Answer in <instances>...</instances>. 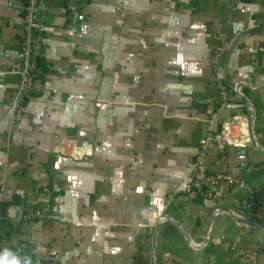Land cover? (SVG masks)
Segmentation results:
<instances>
[{"label":"crops","instance_id":"obj_1","mask_svg":"<svg viewBox=\"0 0 264 264\" xmlns=\"http://www.w3.org/2000/svg\"><path fill=\"white\" fill-rule=\"evenodd\" d=\"M25 2L0 0V260L152 264L155 248L156 264H264V231L218 212L264 226V0H77L78 28L43 0L13 114ZM229 41L220 105L211 58ZM214 135L204 165L238 184L191 200Z\"/></svg>","mask_w":264,"mask_h":264},{"label":"built area","instance_id":"obj_2","mask_svg":"<svg viewBox=\"0 0 264 264\" xmlns=\"http://www.w3.org/2000/svg\"><path fill=\"white\" fill-rule=\"evenodd\" d=\"M62 12L65 14L67 23L72 27H80L82 18V6L77 0H63ZM46 8L43 0H26L23 6V18L21 30L23 33L20 53L21 63L13 71L16 75L17 93L12 102L11 111L13 114L22 112V107L26 104L33 91L34 83L37 77V58L41 51V36L38 33L37 13H44ZM233 42L229 41L222 46L217 47L211 58L212 73L217 83V94L220 105L230 104L233 100V91L230 87L220 82L218 76V67L222 56L231 50ZM240 91V88L235 90ZM224 144L223 137H208L198 148V158L195 165V178L189 189L188 197L191 200L196 198L208 199L215 192V187L221 182H227L230 186L238 184V180L223 173L211 174L203 162L204 155L214 144ZM27 219L34 220L42 218L40 213L29 215ZM25 218V219H26Z\"/></svg>","mask_w":264,"mask_h":264},{"label":"water","instance_id":"obj_3","mask_svg":"<svg viewBox=\"0 0 264 264\" xmlns=\"http://www.w3.org/2000/svg\"><path fill=\"white\" fill-rule=\"evenodd\" d=\"M243 86H247V85H245V84H238V85H236L235 89H237L239 87H243ZM238 94H240V93L238 92ZM240 96H242V95L240 94ZM246 102L248 103V105L250 107V110L252 112L251 132H252V136L254 138V126H255V120H256L255 110H254V108L251 106V104L247 100H246ZM262 152L264 153V151H262ZM218 212L227 215L234 223H236L238 225L251 226V227H255L257 229H260V230L264 231V226L263 225H259V224L255 223V222H251V221H247L245 219H241V218L234 217L233 215H231L230 213H228L226 211H218ZM164 220H166V219H162L161 221H164ZM171 222H173V221H171ZM177 227H179V226L177 225ZM179 229H180V227H179ZM210 232H211V227H210V230H209V232L207 234L206 240L204 242V246L208 243V241L210 239ZM156 261H157V254H156V249L154 248V252H153V256H152V264H156Z\"/></svg>","mask_w":264,"mask_h":264},{"label":"clouds","instance_id":"obj_4","mask_svg":"<svg viewBox=\"0 0 264 264\" xmlns=\"http://www.w3.org/2000/svg\"><path fill=\"white\" fill-rule=\"evenodd\" d=\"M11 255V253H5V258L0 260V264H21L20 260H18L15 256L12 257L11 260L7 259V256Z\"/></svg>","mask_w":264,"mask_h":264}]
</instances>
